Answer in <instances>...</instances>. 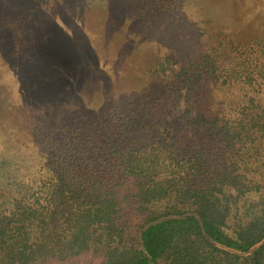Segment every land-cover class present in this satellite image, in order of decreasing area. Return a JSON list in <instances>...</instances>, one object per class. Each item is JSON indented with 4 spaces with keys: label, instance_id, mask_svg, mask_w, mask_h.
Instances as JSON below:
<instances>
[{
    "label": "trees",
    "instance_id": "1",
    "mask_svg": "<svg viewBox=\"0 0 264 264\" xmlns=\"http://www.w3.org/2000/svg\"><path fill=\"white\" fill-rule=\"evenodd\" d=\"M195 4L133 0L140 28L171 24L149 89L31 127L37 179H18L0 127V264H264V33L206 35Z\"/></svg>",
    "mask_w": 264,
    "mask_h": 264
},
{
    "label": "rangeland",
    "instance_id": "2",
    "mask_svg": "<svg viewBox=\"0 0 264 264\" xmlns=\"http://www.w3.org/2000/svg\"><path fill=\"white\" fill-rule=\"evenodd\" d=\"M191 1L206 35L215 33V23L232 42L264 33V0ZM134 11L133 0H0V127L12 129H6L8 143L1 148L16 165L18 179L39 177L42 149L26 140L36 123L53 122L59 110L78 102L102 108L125 93L149 89L147 65L161 59L149 58L168 52L171 24L163 35L157 33L160 22L140 28ZM131 210V205L124 210L129 234L137 226ZM44 264L101 260L86 253Z\"/></svg>",
    "mask_w": 264,
    "mask_h": 264
}]
</instances>
